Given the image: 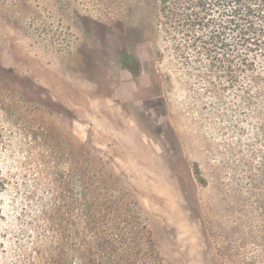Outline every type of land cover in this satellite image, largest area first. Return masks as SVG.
<instances>
[{"label":"rangeland","instance_id":"rangeland-1","mask_svg":"<svg viewBox=\"0 0 264 264\" xmlns=\"http://www.w3.org/2000/svg\"><path fill=\"white\" fill-rule=\"evenodd\" d=\"M155 9L0 0V63L75 112V136L124 173L100 190L74 181L105 219L80 198L75 226L51 227L68 156L27 90L0 76V264H264V107L244 104L243 86L217 88L171 29L142 41Z\"/></svg>","mask_w":264,"mask_h":264},{"label":"trees","instance_id":"trees-1","mask_svg":"<svg viewBox=\"0 0 264 264\" xmlns=\"http://www.w3.org/2000/svg\"><path fill=\"white\" fill-rule=\"evenodd\" d=\"M153 2L156 9L138 26L142 41L159 34L162 26L171 29V36H175L174 40L179 44L177 51L184 52L188 49L194 58L195 54L205 56V70L209 77L214 78L217 88L221 86L226 92L234 90L236 86H243L241 92L247 96L242 98V102L250 103L251 97L256 96L252 103L264 107V0ZM2 75L13 77L15 82L27 90L28 100L37 104L48 116V121H44L43 125L49 146L55 150L61 147L68 156L69 167L64 168L59 176L60 182L53 189L57 193V200L54 201L56 208L46 210L45 214L51 217V227L71 229L75 226L74 215L79 207V199H83L82 193L85 189L91 191L90 187L83 189L82 184L74 181L79 179L82 183L88 182L100 190L101 182H109L105 183L106 187H110L112 181L118 184L124 173L118 167L115 169V165L106 166L101 154L91 152L88 145H92L91 140L75 136L76 123L80 118L32 77L18 75L13 68L0 63V76ZM243 76L245 79L240 81ZM74 154L79 157L77 160L74 159ZM74 164H78L80 168L74 169ZM77 172L79 174L76 175ZM114 189L119 191L124 186L115 185ZM83 196V200L88 201L84 203L82 210L86 212L85 217H89L90 202L94 207L99 206V203L89 199L88 191ZM53 210L57 212L56 218L52 215ZM101 211L99 206L95 213L100 215V219H105Z\"/></svg>","mask_w":264,"mask_h":264}]
</instances>
